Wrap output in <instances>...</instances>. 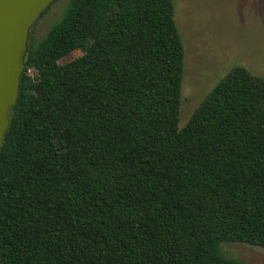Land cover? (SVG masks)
Masks as SVG:
<instances>
[{
    "label": "trees",
    "instance_id": "obj_1",
    "mask_svg": "<svg viewBox=\"0 0 264 264\" xmlns=\"http://www.w3.org/2000/svg\"><path fill=\"white\" fill-rule=\"evenodd\" d=\"M182 62L171 0H67L27 39L0 140V264L264 249V76L232 65L178 127Z\"/></svg>",
    "mask_w": 264,
    "mask_h": 264
},
{
    "label": "rangeland",
    "instance_id": "obj_2",
    "mask_svg": "<svg viewBox=\"0 0 264 264\" xmlns=\"http://www.w3.org/2000/svg\"><path fill=\"white\" fill-rule=\"evenodd\" d=\"M67 0L54 1L34 18L27 39L43 36ZM183 45L178 127L205 93L234 64L264 76V0H171ZM79 48L63 60L83 52ZM220 253L247 264H264V249L240 242L220 243Z\"/></svg>",
    "mask_w": 264,
    "mask_h": 264
},
{
    "label": "water",
    "instance_id": "obj_3",
    "mask_svg": "<svg viewBox=\"0 0 264 264\" xmlns=\"http://www.w3.org/2000/svg\"><path fill=\"white\" fill-rule=\"evenodd\" d=\"M52 0H0V140L15 102L28 30Z\"/></svg>",
    "mask_w": 264,
    "mask_h": 264
}]
</instances>
